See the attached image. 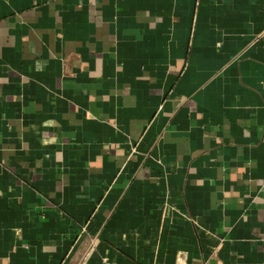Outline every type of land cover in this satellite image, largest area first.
I'll return each mask as SVG.
<instances>
[{
	"label": "crops",
	"instance_id": "0c3cea01",
	"mask_svg": "<svg viewBox=\"0 0 264 264\" xmlns=\"http://www.w3.org/2000/svg\"><path fill=\"white\" fill-rule=\"evenodd\" d=\"M264 264V0H0V264Z\"/></svg>",
	"mask_w": 264,
	"mask_h": 264
},
{
	"label": "built area",
	"instance_id": "2783aa9c",
	"mask_svg": "<svg viewBox=\"0 0 264 264\" xmlns=\"http://www.w3.org/2000/svg\"><path fill=\"white\" fill-rule=\"evenodd\" d=\"M109 264V263H108Z\"/></svg>",
	"mask_w": 264,
	"mask_h": 264
}]
</instances>
